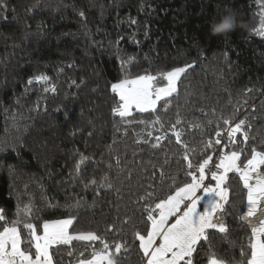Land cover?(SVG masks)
I'll return each mask as SVG.
<instances>
[{
    "label": "trees",
    "instance_id": "trees-1",
    "mask_svg": "<svg viewBox=\"0 0 264 264\" xmlns=\"http://www.w3.org/2000/svg\"><path fill=\"white\" fill-rule=\"evenodd\" d=\"M226 8L239 26L210 35ZM122 64L132 78L157 77L155 87L167 82L161 73L193 67L177 92L157 102L158 113L134 109L121 120L112 113L111 84L122 78ZM40 75L48 80L36 81ZM157 114L162 125L151 123ZM241 120L250 125L244 160L252 148L264 152V0H0V210L7 221L0 231L30 219L40 235L45 221L72 216L71 234H99L111 253L126 242L118 264H144L136 233L145 227V203L154 207L190 183L189 162L198 176L207 156L238 151L227 131ZM243 131L235 134L241 141ZM225 185L231 231L216 232L198 264L251 258L252 229L241 220L248 190L232 172ZM18 231L26 250L29 232L23 223ZM102 248L73 241L49 253L53 264H78Z\"/></svg>",
    "mask_w": 264,
    "mask_h": 264
},
{
    "label": "snow or ice",
    "instance_id": "snow-or-ice-1",
    "mask_svg": "<svg viewBox=\"0 0 264 264\" xmlns=\"http://www.w3.org/2000/svg\"><path fill=\"white\" fill-rule=\"evenodd\" d=\"M192 67V64H186L161 73L160 76L167 81V86L157 88L155 87L158 82L157 77L137 75L132 78L131 74L124 70L122 64V78L111 84V91L115 94L113 116L124 120L131 115L130 110L133 107L141 113L150 115L158 113L157 102L177 92V82ZM34 79L47 81L48 77L40 75ZM32 82L33 79L30 78L28 84H32ZM116 96L119 97L118 101H115ZM164 111H168L167 102L164 104ZM139 123H145V121L141 120ZM151 123H161L162 125L160 115L157 114ZM176 123L179 124L180 120L177 119ZM223 123L229 124L230 121L224 120ZM249 127L250 125L245 120H241L235 124V127L227 131L229 145L239 150H233L227 155L221 150L219 163L213 161L218 171H211L210 168L208 170L211 171L212 180L216 181L214 187L210 184L204 185L206 167L213 160L211 156H207L198 166V176L193 171V164L188 163V175L192 177L190 183L178 187L174 194L155 203L154 207L145 203L147 220L142 221L145 227L137 231L136 239L139 241V250L143 253L146 264H198L200 250L205 243H211V237L216 232L225 236L230 233L231 228L225 220L226 205L229 203L225 180L230 172L238 174L244 188L248 190L247 212L241 216V220L255 217L259 211L261 213L260 226L252 228V235L255 238L259 233L261 237H264V167H261L264 166V152L252 148L251 158L245 156L244 160H241V155L246 151L242 145H246L250 139L247 131ZM242 129H244L243 141L235 135ZM173 132L179 143L181 133L175 131V127H173ZM216 135L215 144L220 145L222 143L221 134L217 132ZM211 147H213V142L209 140L205 144V148ZM185 149L187 153V145H185ZM192 151L195 152V150ZM184 159L188 160L187 154ZM221 169L222 171H219ZM81 171V165H77V174L79 175ZM92 183L95 184V181L93 180ZM201 188L208 199L203 205V209L198 210V204L202 197L197 195V190ZM147 195L148 197L153 196L152 193ZM141 199L145 198L141 197ZM182 205L183 207H181ZM30 214L31 209L29 208L26 210V215L30 216ZM0 221H5L3 210H0ZM148 222H151L150 228L147 227ZM21 223L30 235V239L24 242L26 250L21 249V232L18 231V226ZM5 224L7 225V221ZM70 226L74 228L72 216L51 222L45 221L42 225L43 235L37 234L40 225H34L30 219H25L23 222L13 221L9 226H3V230L0 231V264H52L49 248L52 245H69L73 241H99L103 245L102 250H93L91 259H81L79 264H118L116 257L121 254L122 250L124 252L128 250L127 243L120 242L111 246L115 249V252L111 253L109 252L110 245L105 242L104 237L93 232L71 234ZM110 230L112 229L110 228ZM33 247L35 252L31 253ZM81 255L83 256V253ZM242 255H244L243 252ZM210 264H223V262L212 259ZM247 264H264V239H253L251 259Z\"/></svg>",
    "mask_w": 264,
    "mask_h": 264
},
{
    "label": "rangeland",
    "instance_id": "rangeland-1",
    "mask_svg": "<svg viewBox=\"0 0 264 264\" xmlns=\"http://www.w3.org/2000/svg\"><path fill=\"white\" fill-rule=\"evenodd\" d=\"M152 76H153V75H152ZM166 86H167V82H166L165 85H163V86H159V87H166ZM159 87H157V88H159ZM134 109H135V107H133L130 111H132V110H134ZM135 110H136V109H135ZM227 154H230V153H226V155H227ZM212 158L214 159V156H213ZM219 159H220V157H219ZM219 159H218V161L215 162V163H219ZM212 162H213V160L210 161L209 164L212 163ZM215 163H213V164L210 166L211 171H218V170L215 168V165H214ZM238 163H239V161H238ZM208 166H209V165H208ZM208 166L206 167V171H205V181H204V185H206V183L209 181V179H210V177H211V171L208 170ZM219 171H222V169L219 170ZM228 174H229V173H228ZM228 174H227V175H228ZM226 178H227V177H226ZM211 180H212V179H211ZM209 184H210L212 187H214L215 184H216V181H214L213 183H207V185H209ZM207 185H206V186H207ZM182 187H183V186H182ZM222 187H224V186L222 185ZM175 192H176V191H175ZM175 192H174V193H175ZM174 193H173V194H174ZM197 195H199V196L202 197V199L200 200V203L198 204V210H202V209H203V205L206 203L208 197L204 195L202 188L197 190ZM181 207H183V205H182ZM246 212H247V211H246ZM260 218H261V213L258 211V212L256 213L255 217L249 218V219L247 220L248 223H249V225H250V227H251V229H252L253 227H259V226H260V224H259V219H260ZM63 219H67V218H63ZM57 220H60V219H57ZM51 221H54V220H49V222H51ZM150 223H151V222H150ZM150 227H151V224H150ZM77 234H81V233H77ZM83 234H87V233H83ZM40 235H43V232H42V234H40ZM253 239H261L260 234L258 233V234L256 235L255 238L253 237ZM253 239H252V242H253ZM33 258H34V256H33ZM91 258H92V257H91ZM91 258H89V259H91ZM250 259H251V258H250ZM210 260H212V259H210ZM210 260H209L208 264H210ZM52 264H53V263H52ZM78 264H79V263H78ZM144 264H146V262H145Z\"/></svg>",
    "mask_w": 264,
    "mask_h": 264
},
{
    "label": "clouds",
    "instance_id": "clouds-1",
    "mask_svg": "<svg viewBox=\"0 0 264 264\" xmlns=\"http://www.w3.org/2000/svg\"><path fill=\"white\" fill-rule=\"evenodd\" d=\"M238 26L235 12L226 8L219 19L210 23L209 34L212 36H226Z\"/></svg>",
    "mask_w": 264,
    "mask_h": 264
},
{
    "label": "built area",
    "instance_id": "built-area-1",
    "mask_svg": "<svg viewBox=\"0 0 264 264\" xmlns=\"http://www.w3.org/2000/svg\"><path fill=\"white\" fill-rule=\"evenodd\" d=\"M218 159H219V156H218V155H216V156H214V159H213V161H214V162H217V161H218ZM212 164H213V162L209 164V166H208V169L210 168V166H211ZM214 165H215V164H214Z\"/></svg>",
    "mask_w": 264,
    "mask_h": 264
},
{
    "label": "crops",
    "instance_id": "crops-1",
    "mask_svg": "<svg viewBox=\"0 0 264 264\" xmlns=\"http://www.w3.org/2000/svg\"><path fill=\"white\" fill-rule=\"evenodd\" d=\"M220 157V156H219ZM212 178L210 177V179H209V181L207 182V183H213L214 182V180H211ZM207 183H206V185H207Z\"/></svg>",
    "mask_w": 264,
    "mask_h": 264
}]
</instances>
